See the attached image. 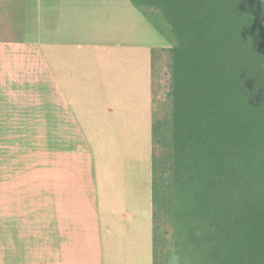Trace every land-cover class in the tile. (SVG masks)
I'll list each match as a JSON object with an SVG mask.
<instances>
[{
    "label": "crops",
    "instance_id": "obj_1",
    "mask_svg": "<svg viewBox=\"0 0 264 264\" xmlns=\"http://www.w3.org/2000/svg\"><path fill=\"white\" fill-rule=\"evenodd\" d=\"M1 13L0 22L17 28L0 34V128L38 117V134L52 136L50 197L38 204V264H113L121 255L136 262L140 254L152 264V71L171 44L129 0H0ZM121 91L136 96L135 117L123 126L132 123L134 142L125 150L124 186L115 189L120 209L106 212L88 136L104 118L126 113ZM5 175L0 214L9 223L1 220L0 232L8 226L20 242L0 240V264H27ZM131 178L142 181L139 188Z\"/></svg>",
    "mask_w": 264,
    "mask_h": 264
},
{
    "label": "trees",
    "instance_id": "obj_2",
    "mask_svg": "<svg viewBox=\"0 0 264 264\" xmlns=\"http://www.w3.org/2000/svg\"><path fill=\"white\" fill-rule=\"evenodd\" d=\"M170 44L152 264H264V0H129Z\"/></svg>",
    "mask_w": 264,
    "mask_h": 264
},
{
    "label": "rangeland",
    "instance_id": "obj_3",
    "mask_svg": "<svg viewBox=\"0 0 264 264\" xmlns=\"http://www.w3.org/2000/svg\"><path fill=\"white\" fill-rule=\"evenodd\" d=\"M0 19H6L3 13H1ZM145 22L150 24L147 20ZM150 26L152 28L151 24ZM15 28L17 26L13 24L0 22V34L2 35L7 34L5 31H11ZM9 35L10 33L7 34V36ZM141 38L144 37H140V41ZM153 39H156V37ZM168 57V53L166 52L164 59L154 66L152 71V121L154 118L166 117L170 109L167 97L170 80L167 66ZM103 69L104 72L108 73L105 67ZM120 93L123 94V100L126 102V113L113 116V119L111 117L104 118L105 124L97 129L98 133L94 136H88V139L92 143L96 162L100 164V169H97V174L100 178L98 182L101 191L100 201L102 202V208L106 212L112 211L113 207L120 209V204H116L114 200L116 198L115 189L124 186L121 175L124 167L129 165V160L126 159L131 158L128 153H125V150L129 143L134 142L132 138V129L134 128L132 123L126 129L123 126L127 125V122H131L135 117L132 115L131 110L136 106L134 102L136 100L133 98L136 96L133 93L130 97L128 91L126 93L121 91ZM129 99L130 101L127 102ZM8 124L10 125V128H8L10 130L5 127L0 128V181L3 180L2 176L5 173L6 175L3 178L7 189L10 191L11 207L20 211V214L16 215L17 218H20V223L16 224L17 227L20 226V230L23 232L21 243L27 242V264H38V256H35V254H38V251L35 252L38 249V204L50 197V174L47 172L50 168V151L48 148L51 146L52 136L38 134V117H28L25 120H21L20 123L19 121H10ZM8 124H5V126H8ZM138 145L142 146L143 141L141 140ZM142 159L145 160V154ZM110 170L120 177V182L117 178H111ZM131 181L133 185L137 181L138 188L142 182L132 178ZM109 188L113 191H109ZM138 188L137 190H139ZM109 196L113 201L109 199ZM3 207L5 210L7 209L6 203L3 204ZM8 218V214H0V221L2 220L6 224L9 223ZM110 223L113 226L115 221L111 220ZM15 228L13 225L14 230H16ZM0 240L5 243L9 242V246H11L10 242H20L19 238L15 239V236H11L8 233V226H4V229L0 232ZM140 256L141 254L135 262V260H131L129 257L122 258L124 255H121L113 264H142L146 256L143 261ZM22 257L21 260L23 259ZM6 258L8 259L9 255ZM18 258L12 261L17 262ZM106 263L111 264L112 262L108 263L107 261Z\"/></svg>",
    "mask_w": 264,
    "mask_h": 264
}]
</instances>
